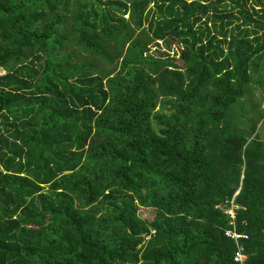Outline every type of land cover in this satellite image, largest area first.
<instances>
[{
    "label": "trees",
    "instance_id": "16d2710c",
    "mask_svg": "<svg viewBox=\"0 0 264 264\" xmlns=\"http://www.w3.org/2000/svg\"><path fill=\"white\" fill-rule=\"evenodd\" d=\"M262 55L264 0H0V264H264Z\"/></svg>",
    "mask_w": 264,
    "mask_h": 264
},
{
    "label": "built area",
    "instance_id": "2783aa9c",
    "mask_svg": "<svg viewBox=\"0 0 264 264\" xmlns=\"http://www.w3.org/2000/svg\"><path fill=\"white\" fill-rule=\"evenodd\" d=\"M215 207H217V205H215ZM234 207H236V205L232 204V202H230V206L227 209H223V212L225 214L228 215V222L227 225L230 227H227L223 230V234L226 237L232 238L234 241H236L239 237H246V234L244 233H238L235 230V226H234ZM233 211V212H232ZM153 232V231H152ZM236 243V248L232 253L231 256V260L232 262H234L235 264H249V257L248 255L243 251V247L240 246L237 242Z\"/></svg>",
    "mask_w": 264,
    "mask_h": 264
},
{
    "label": "rangeland",
    "instance_id": "374dc122",
    "mask_svg": "<svg viewBox=\"0 0 264 264\" xmlns=\"http://www.w3.org/2000/svg\"><path fill=\"white\" fill-rule=\"evenodd\" d=\"M124 17L125 18H127V15H124ZM260 61H261V65H260V68H261V70H263V72H262V74H263V76H264V55H262L261 56V58H260ZM3 73V71H2V69L0 68V74H2ZM258 93H254V95H257ZM263 101H264V98H263ZM263 101L261 102V104L260 105H264V103H263ZM263 137H264V128H263ZM146 180V179H145ZM148 200H149V198L146 200V204H148ZM233 212V211H232ZM233 214H234V212H233ZM143 215H145V214H143ZM139 264V263H138ZM141 264V263H140Z\"/></svg>",
    "mask_w": 264,
    "mask_h": 264
},
{
    "label": "crops",
    "instance_id": "0c3cea01",
    "mask_svg": "<svg viewBox=\"0 0 264 264\" xmlns=\"http://www.w3.org/2000/svg\"><path fill=\"white\" fill-rule=\"evenodd\" d=\"M217 205V207L218 208H220L221 209V207H223V205L222 204H216ZM222 210V209H221ZM223 211V210H222Z\"/></svg>",
    "mask_w": 264,
    "mask_h": 264
},
{
    "label": "clouds",
    "instance_id": "9594fccd",
    "mask_svg": "<svg viewBox=\"0 0 264 264\" xmlns=\"http://www.w3.org/2000/svg\"><path fill=\"white\" fill-rule=\"evenodd\" d=\"M223 209H224V207H223ZM228 216V215H227ZM153 230H151V232H152Z\"/></svg>",
    "mask_w": 264,
    "mask_h": 264
},
{
    "label": "water",
    "instance_id": "95a60500",
    "mask_svg": "<svg viewBox=\"0 0 264 264\" xmlns=\"http://www.w3.org/2000/svg\"><path fill=\"white\" fill-rule=\"evenodd\" d=\"M221 209L223 210V207H221Z\"/></svg>",
    "mask_w": 264,
    "mask_h": 264
}]
</instances>
